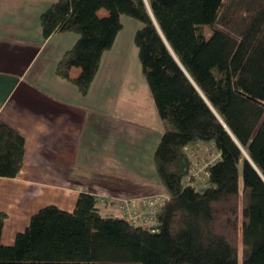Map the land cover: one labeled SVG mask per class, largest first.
Listing matches in <instances>:
<instances>
[{
  "label": "trees",
  "instance_id": "trees-1",
  "mask_svg": "<svg viewBox=\"0 0 264 264\" xmlns=\"http://www.w3.org/2000/svg\"><path fill=\"white\" fill-rule=\"evenodd\" d=\"M123 14L142 24L133 42L162 122L152 161L167 200L148 227L102 214L80 192L72 211L39 208L11 245L1 243L0 210V264H264V0L51 3L42 35L77 34L55 69L82 94ZM205 143L218 157L205 182L187 180V148ZM24 145L0 120V177L18 174Z\"/></svg>",
  "mask_w": 264,
  "mask_h": 264
},
{
  "label": "crops",
  "instance_id": "crops-1",
  "mask_svg": "<svg viewBox=\"0 0 264 264\" xmlns=\"http://www.w3.org/2000/svg\"><path fill=\"white\" fill-rule=\"evenodd\" d=\"M55 1L0 0V120L25 139L20 171L0 177V210L7 215L1 231L4 245L14 243L39 208L54 204L72 211L80 192L93 194L102 214L121 215L118 198L143 197L158 187L163 191L145 173L154 170L153 161L146 170L134 152L135 142L129 141L140 123L115 108L119 94L112 87L117 73L112 69L117 60L111 51L119 32L82 94L55 69L77 35H42L40 13ZM98 14L107 11L102 8ZM79 72L72 67L70 76ZM105 90L111 92L107 108Z\"/></svg>",
  "mask_w": 264,
  "mask_h": 264
},
{
  "label": "rangeland",
  "instance_id": "rangeland-1",
  "mask_svg": "<svg viewBox=\"0 0 264 264\" xmlns=\"http://www.w3.org/2000/svg\"><path fill=\"white\" fill-rule=\"evenodd\" d=\"M121 23L122 28L119 31L118 36L120 46L117 41L115 46L119 47L116 48L114 46L115 48L111 51V53L115 56V60H117L116 68L112 69V72H117L114 79H112V87L113 89H116L119 94L118 99L115 100L114 103L115 108L119 109L121 114L123 113L126 116H132V120H134V117L136 122L140 123L136 124V131L134 134L131 133L129 141L133 143L135 142L134 152L137 153V156H141L144 168L146 169L147 167L148 169V163L152 165L153 149L161 137L162 128L150 88L141 73L137 47L133 42L134 33L142 25L141 21L129 15L123 14L121 15ZM206 31L208 33L209 30L206 29ZM70 35L75 37L77 34L70 33ZM114 80L116 81V84L114 83ZM104 88L105 86H102V89ZM104 93V105L105 108H107L111 92L110 90H105ZM119 125L123 126L121 123H119ZM201 146L202 145H192L190 147L196 151V155H198V157L202 158L201 160H203V162L201 161V165L205 162L209 163L211 160L215 161L216 156L214 148L209 143H205V146ZM201 168L197 179L199 182H205L207 178L204 176V168L203 170ZM145 173L150 178L153 177L156 181H158L154 170H147ZM159 189L160 188L158 187V191H154L152 194L148 195L164 193V190L159 192Z\"/></svg>",
  "mask_w": 264,
  "mask_h": 264
},
{
  "label": "built area",
  "instance_id": "built-area-1",
  "mask_svg": "<svg viewBox=\"0 0 264 264\" xmlns=\"http://www.w3.org/2000/svg\"><path fill=\"white\" fill-rule=\"evenodd\" d=\"M202 146L205 144H201ZM201 146V147H202ZM191 157V172L189 176L187 177V180L190 177H194L196 179V182H199L197 179L198 173L201 171L200 168L203 170L204 168V176L205 178L208 177L207 172V166L214 162V160H211L209 163H204L201 165V157H198L196 155V151L194 149H191L190 147L187 148ZM216 158L218 157L215 154ZM200 170V171H199ZM195 183V182H193ZM167 200V196L165 193H156L153 195L143 196V197H121L118 198V205L121 209V215L125 218L126 221L133 225H141V226H151L155 219L157 214L161 211L162 207L164 206L165 202ZM100 202L103 201V199H99Z\"/></svg>",
  "mask_w": 264,
  "mask_h": 264
}]
</instances>
